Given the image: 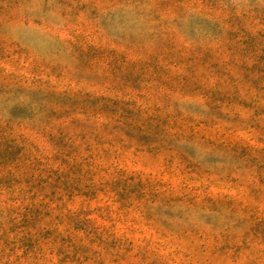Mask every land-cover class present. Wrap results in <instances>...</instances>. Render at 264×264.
<instances>
[{"label": "rangeland", "instance_id": "rangeland-1", "mask_svg": "<svg viewBox=\"0 0 264 264\" xmlns=\"http://www.w3.org/2000/svg\"><path fill=\"white\" fill-rule=\"evenodd\" d=\"M0 264H264V0H0Z\"/></svg>", "mask_w": 264, "mask_h": 264}]
</instances>
